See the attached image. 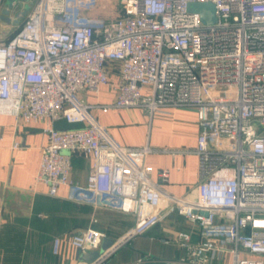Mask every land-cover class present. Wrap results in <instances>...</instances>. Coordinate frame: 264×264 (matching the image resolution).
Returning <instances> with one entry per match:
<instances>
[{
    "label": "built area",
    "instance_id": "1",
    "mask_svg": "<svg viewBox=\"0 0 264 264\" xmlns=\"http://www.w3.org/2000/svg\"><path fill=\"white\" fill-rule=\"evenodd\" d=\"M32 1L19 30L0 42V115L45 123L36 183L51 196L66 187L71 202L132 214L135 224L112 250L160 223L167 200L205 239L180 233L186 257L155 264H264V0H120L114 20L93 13L99 0ZM193 3H212L215 22L191 13ZM103 86L115 94L104 109L196 111L197 147L184 152L199 160L197 200L166 193L168 169L153 179L145 158L154 148L120 145L99 124L100 106L81 93L97 96ZM61 120L75 128L57 129ZM75 155L93 161L85 184L71 177ZM103 238L89 228L70 244L92 252ZM60 246L56 238L55 255ZM109 250L91 264H106Z\"/></svg>",
    "mask_w": 264,
    "mask_h": 264
},
{
    "label": "crops",
    "instance_id": "2",
    "mask_svg": "<svg viewBox=\"0 0 264 264\" xmlns=\"http://www.w3.org/2000/svg\"><path fill=\"white\" fill-rule=\"evenodd\" d=\"M28 4L29 13L34 2L29 0ZM25 5L21 1L15 3L10 18L14 20ZM1 16L2 13L0 39H3L14 25ZM113 67L110 78L116 81L118 63H113ZM81 97L91 105L100 106L93 114L117 143L128 147L149 145L156 150L147 155L145 163L153 168L154 180L158 179L159 170L170 171V179L163 187L167 194L191 200L199 198V160L195 154L184 152L197 147L201 131L194 109L177 108L170 113L156 114L143 107L104 109L101 107L111 104L115 97L108 86H103L97 96L83 92ZM54 126L75 128L64 120L55 122ZM44 127L43 122L27 125L17 122L12 115H0V264H84L78 249L70 244L74 234L93 228L116 243L135 224L132 214L71 202L67 199L66 187L51 196L46 185L36 183L42 147L48 141ZM17 142L19 147H14ZM92 164L90 158L73 156L72 179L85 184ZM163 204L166 214L162 221L145 234L110 249L106 264H134L139 258H144L146 264L179 261L187 255L177 242L180 233L189 234L192 243L205 239L197 223L170 208L167 200ZM56 238L61 240L58 255L53 252Z\"/></svg>",
    "mask_w": 264,
    "mask_h": 264
},
{
    "label": "water",
    "instance_id": "3",
    "mask_svg": "<svg viewBox=\"0 0 264 264\" xmlns=\"http://www.w3.org/2000/svg\"><path fill=\"white\" fill-rule=\"evenodd\" d=\"M18 1L26 3L24 11L14 20L10 18L11 11L14 8L15 3ZM29 0H6L5 8L2 11V20L8 23L19 24L20 20L28 13L30 5ZM189 11L191 13H199L201 15L202 21L205 24H213L216 20V9L212 3H193L189 6ZM115 241L110 238H104L102 246L97 251L87 252L78 249V256L80 260L84 263L91 264L94 263L102 254L108 251Z\"/></svg>",
    "mask_w": 264,
    "mask_h": 264
},
{
    "label": "rangeland",
    "instance_id": "4",
    "mask_svg": "<svg viewBox=\"0 0 264 264\" xmlns=\"http://www.w3.org/2000/svg\"><path fill=\"white\" fill-rule=\"evenodd\" d=\"M93 13L102 18L114 20L123 13V10L121 7L120 0H99L97 9L94 10ZM11 24L14 25L13 30H11L10 34L6 38L0 39V42L6 41L19 30L20 24L19 26L18 24L15 26L14 23ZM225 264H232V260L228 258Z\"/></svg>",
    "mask_w": 264,
    "mask_h": 264
}]
</instances>
